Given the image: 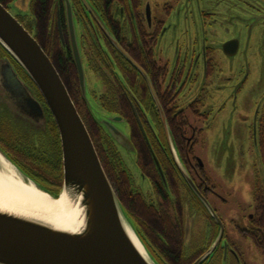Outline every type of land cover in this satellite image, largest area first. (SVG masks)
I'll return each mask as SVG.
<instances>
[{
  "label": "flooded vegetation",
  "instance_id": "obj_1",
  "mask_svg": "<svg viewBox=\"0 0 264 264\" xmlns=\"http://www.w3.org/2000/svg\"><path fill=\"white\" fill-rule=\"evenodd\" d=\"M35 1L14 0L6 8L11 13L12 8L26 10L14 15L26 23ZM70 3L84 71L102 82L93 98L105 113L118 114L129 125L138 175L131 171L124 148L113 142L115 155L127 178L129 207L138 209L135 227L153 259L194 264L205 256L201 264H249L246 254L253 247L264 259V0ZM50 16L59 40V28L65 40L56 48L58 58L70 63L65 0H53ZM163 44L171 55H165ZM7 60L22 85L9 79L3 83ZM256 67L263 79L252 95V88H246ZM31 98L42 112L34 111ZM48 110L19 65L0 48V120L27 134H43ZM237 111H243L238 125L244 129L233 131L230 122ZM223 114L232 118L224 129L229 136L233 132L222 152L227 166L230 161L227 175L238 180V195H252L248 203L237 195L240 211L228 223V198L221 183L211 179L200 152L213 121ZM203 199L224 226L211 254L221 225Z\"/></svg>",
  "mask_w": 264,
  "mask_h": 264
},
{
  "label": "water",
  "instance_id": "obj_2",
  "mask_svg": "<svg viewBox=\"0 0 264 264\" xmlns=\"http://www.w3.org/2000/svg\"><path fill=\"white\" fill-rule=\"evenodd\" d=\"M65 7L69 19L73 61L78 71L83 101L94 120L115 145L134 152L129 135L116 127L117 122L124 121L123 118L118 114L103 112L104 117H100L94 111L95 106L87 89L80 39L70 0H65ZM59 30L61 40L65 43L62 29ZM0 45L29 76L54 117L60 136L64 168L61 191L54 197L21 170L0 146V182L15 184L20 181L53 201L66 196L71 208L80 211V221H83L79 232L66 231L49 220L34 219L12 211L0 196V264H158L117 197L88 128L54 63L40 43L1 2ZM5 64L3 83L9 79L16 85H22L10 62L7 60ZM29 101L34 105V111L42 112L37 101L33 98ZM203 202L221 225L219 238L212 246L211 254L222 239L224 226L209 202L204 199ZM205 259L204 256L194 264H201Z\"/></svg>",
  "mask_w": 264,
  "mask_h": 264
},
{
  "label": "trees",
  "instance_id": "obj_3",
  "mask_svg": "<svg viewBox=\"0 0 264 264\" xmlns=\"http://www.w3.org/2000/svg\"><path fill=\"white\" fill-rule=\"evenodd\" d=\"M12 1L14 0H0L4 7H7ZM31 9L32 17L27 19L26 23L21 19L19 21L40 43L51 62L54 63L57 72H59L63 83L67 87L68 93H70L72 101L77 107L78 113L88 128L102 166H104L106 175L117 197L121 200L123 207L135 224V221L139 220V218L134 212H137L138 209L133 207L134 210L132 211V208L129 207L130 192L129 188L126 187L127 178L122 173V169L117 162L118 157L115 155L116 149L113 140L105 133L100 124L94 120L87 104L83 101L75 63L71 58L69 59L70 63L65 61V58H61V60L58 58L56 48H60L61 40H59V32L56 29V25L53 26V19L50 16V12H53V0L35 1ZM0 48L4 50L1 45ZM15 64L17 63L15 62ZM19 68L43 100V96L39 93L35 84H33L20 65ZM47 126V133L27 134L12 126L11 123L0 120V146L9 152L8 155L21 170H24L33 180H36L54 197H57L64 182V168L58 127L52 115H50V121ZM169 254L176 260L175 252L170 251Z\"/></svg>",
  "mask_w": 264,
  "mask_h": 264
},
{
  "label": "rangeland",
  "instance_id": "obj_4",
  "mask_svg": "<svg viewBox=\"0 0 264 264\" xmlns=\"http://www.w3.org/2000/svg\"><path fill=\"white\" fill-rule=\"evenodd\" d=\"M11 10H12L13 15L15 16L19 13H23V11H26L21 8H12ZM163 46H164L165 55H168V53L171 55L172 50L169 49V46H165L164 44ZM85 74H86V71H85ZM251 75L252 76L250 78V83L248 84L246 89L250 92L252 88V91H251L252 95H255L256 91L255 92L253 91L258 89L259 84L261 83L263 79V74L260 68L256 67V70L253 73H251ZM86 82H87V89L89 92V96L91 97L93 105L95 106V110H94L96 111L95 113L100 117H104L103 113L105 112L103 108L100 106L97 100L93 98L95 95V92L97 93L101 90L102 82L97 81L95 78H93L92 75L89 74V71H87V74H86ZM242 112L243 111H237L233 119L232 118L227 119L226 115L224 116L223 114L219 116L215 121H213L209 132H207L205 135L203 145L200 148L201 157L203 161L206 162L207 164L208 172H211L210 173L212 176L211 179L217 180L219 183H221L222 185L221 190H223V193L225 194L226 198H228L229 205L227 207L228 212L225 213L226 215V218H224L225 223H228V221L231 219L232 213L233 212L238 213V211H240V208L238 206V203H237L238 201L236 199L238 195L237 192L239 191L238 190L239 184L237 183L238 180L234 179L232 176L227 175L226 170L229 169L230 161H228V166H227V161H225V157L222 155V152H224L223 149L225 145H228V142H230V140H225V139L226 138L228 139L229 137L231 138L233 132H231L229 136V131H226L224 128L227 124V120L232 119L230 122V125H233V131H235V129H244L238 125V121H240L239 117H241ZM116 127L121 132L126 134L127 136L130 134L129 125L125 123L124 121L117 122ZM246 145H247V140L245 143L241 144V146H243L244 149ZM233 146L237 148L238 144L235 143V145ZM244 149L242 150L246 152ZM122 150L125 153L123 155H127L126 160L129 163L131 171L135 175H138L139 170H138V167L135 165L136 155L134 154L133 151L128 152L127 149L125 148ZM239 159H241V157H239ZM230 174H232V172H230ZM141 185L144 186L145 189L149 187L147 182H143ZM238 198L243 199L244 203H248L251 200L252 195L250 192L245 191L244 193L243 191H241L239 192ZM246 256L248 258L249 264H264L263 256H261V253L254 247L252 248L251 252H248L246 254Z\"/></svg>",
  "mask_w": 264,
  "mask_h": 264
},
{
  "label": "bare ground",
  "instance_id": "obj_5",
  "mask_svg": "<svg viewBox=\"0 0 264 264\" xmlns=\"http://www.w3.org/2000/svg\"><path fill=\"white\" fill-rule=\"evenodd\" d=\"M18 182L15 184L0 182V196L12 211L34 219L49 220L66 231L79 232L83 225V221H80V211L71 208L66 196L53 201L35 188Z\"/></svg>",
  "mask_w": 264,
  "mask_h": 264
}]
</instances>
